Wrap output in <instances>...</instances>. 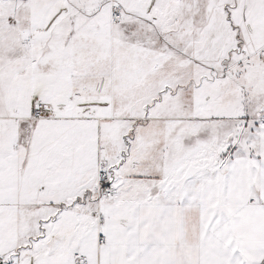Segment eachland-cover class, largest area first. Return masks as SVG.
<instances>
[{
  "label": "snow or ice",
  "instance_id": "obj_1",
  "mask_svg": "<svg viewBox=\"0 0 264 264\" xmlns=\"http://www.w3.org/2000/svg\"><path fill=\"white\" fill-rule=\"evenodd\" d=\"M0 264H264V0H0Z\"/></svg>",
  "mask_w": 264,
  "mask_h": 264
}]
</instances>
